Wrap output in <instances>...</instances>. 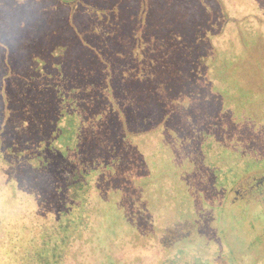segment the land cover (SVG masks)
Wrapping results in <instances>:
<instances>
[{"label": "trees", "instance_id": "16d2710c", "mask_svg": "<svg viewBox=\"0 0 264 264\" xmlns=\"http://www.w3.org/2000/svg\"><path fill=\"white\" fill-rule=\"evenodd\" d=\"M196 2L206 5L207 10L201 11L207 12L213 29L208 34L209 52L195 63L203 68L202 74L191 80L181 71L184 57H175L188 42L184 20L190 12L179 0H0V264H72L77 250L96 243L100 228L110 235L108 248L114 250L111 245L119 240L126 221L131 223L130 237L115 250L130 246L132 252L140 190L146 189L150 197V187L163 189L165 180L172 181L181 198L171 210L178 213L168 217L171 224L183 220L184 202L203 211V202L196 195L189 201L192 195L185 192L201 189L206 200L208 189L216 190L217 169L223 171V189L215 208L226 212L229 191L243 212L255 199L257 204L264 203V127L260 129L264 125V16L245 0L239 4ZM92 19L97 21L95 31L86 23ZM231 27L235 35L230 52L222 51L213 41ZM86 33L92 36L90 40L83 36ZM47 40L57 43L52 52ZM66 54L81 59L72 65L77 75L71 82L61 73L48 72L49 66L59 71L62 64L58 61ZM170 66L180 78L179 87L172 88L175 95L162 108L158 124L145 131L131 130L128 118L154 112L155 102H167L171 82L166 69ZM56 83L63 86L62 91ZM50 89L58 90L59 103L49 109L51 119L43 121L46 112L40 113V104L53 95ZM96 105L102 110H95ZM189 105L195 110L183 108ZM12 112L24 115L25 124L34 121L32 113H39L41 126L52 122L54 132L12 158V149L5 144ZM110 116L113 119L107 123ZM168 117L187 121L185 136L173 139L161 133ZM217 122L226 132L212 155L208 139ZM119 124L122 135L113 138L111 127L118 130ZM203 124L207 130L200 142L201 155L188 152L185 147L195 141V129ZM153 135L157 144L146 157L139 139ZM243 142L252 144L249 151ZM118 144L121 148L116 151ZM203 165L210 168L201 188L191 180ZM28 174L48 181L42 191L46 206L41 216L29 202L34 191L24 179ZM188 182L190 189L185 185ZM97 224L102 227L98 229ZM163 228L148 227L145 235L153 237ZM121 236L120 240L126 239Z\"/></svg>", "mask_w": 264, "mask_h": 264}, {"label": "rangeland", "instance_id": "374dc122", "mask_svg": "<svg viewBox=\"0 0 264 264\" xmlns=\"http://www.w3.org/2000/svg\"><path fill=\"white\" fill-rule=\"evenodd\" d=\"M154 3H160L163 0H152ZM181 4H185V11L188 13V17L185 18L184 23L186 26L185 35L188 36V42L182 47L181 53L175 55L179 57H184L183 62L186 63L181 71L183 74H187L191 80L197 78L198 75L202 74L203 68L196 65L197 59L200 56L205 55L209 52V40L208 34L213 29V26H209L208 19L206 14L207 12L201 10H207L206 5L199 6L196 2L197 0H179ZM233 3L239 4L241 0H230ZM248 7L254 5L255 8L259 7L261 13L264 16V0H245ZM162 5V4H159ZM153 6V4H152ZM163 6V5H162ZM154 7V6H153ZM257 10V9H256ZM122 11H125L124 2H122ZM258 11V10H257ZM259 14V13H258ZM257 14V15H258ZM186 15V14H185ZM260 16V14H259ZM253 22L256 24L258 20L256 19V15L252 14ZM96 22L92 19L91 22L88 23L89 29L95 31ZM233 28H226L222 37H217L214 39V44L221 49L222 51L230 52V41L232 37L235 35V32L232 30ZM85 38L90 40L92 37L90 34L86 33ZM212 38V37H211ZM48 46L47 49L52 52L54 50L53 45L57 43L52 40H47L46 43ZM70 47H76L77 45L70 44ZM180 52V51H179ZM81 59L79 57H74L71 54H66V57L60 59L58 63H61V68L59 71H54L51 66L48 67V72H56L61 73L63 78H68V82H71L75 79L76 75L72 65L79 62ZM168 67V66H167ZM165 67V69L167 68ZM180 71V68L177 67ZM200 69L198 72L197 70ZM166 70H170V85H171V94L165 103H154V112L151 110L149 113L140 112L133 116L131 120H129V128L133 131L140 132L145 131L150 128L155 123L158 124L161 119V115L163 113L162 108L168 106L170 102L171 95H175L172 92L173 89H177L179 87L177 78L173 75L174 68H168ZM30 73L33 75L32 71ZM156 86H159V80H154ZM188 83V82H187ZM191 83V82H189ZM56 87L62 91L63 86L60 83H56ZM53 95L48 96L47 90L43 95L48 96V99L45 102H41V112H46V116L42 118L43 121H47L50 118L49 109L54 106H57L58 96L57 89L53 90ZM43 91V92H44ZM215 101L212 100L211 103ZM14 103V102H13ZM19 104L24 105V101L19 99ZM19 104L15 103V105L19 108L21 107ZM39 105V104H38ZM98 111L102 110L101 105H96ZM185 108L186 111H194L192 106L189 105ZM2 107L0 106V110ZM182 111V110H180ZM113 113L112 111L109 114ZM34 114V121L31 123H24V115H18L16 112L11 113V117L6 123V133L5 138L8 137V142H5L7 147L12 149V158H17V154L19 152L24 151L35 145H37L41 139L48 138L51 132H54L53 123L50 122V125L42 124L41 126V117L38 116L39 113ZM172 114V113H171ZM167 115H170L167 113ZM51 119V118H50ZM113 119V116L108 117L107 123H110ZM187 121L184 122H175L173 117H168V119L164 122L163 129L161 133L163 135H167L169 138H177V136H185L186 130L184 125ZM219 124V122H217ZM95 124V123H94ZM193 124V122H190ZM42 127L39 132L38 127ZM196 126V123H195ZM198 126V124H197ZM221 125L219 124L214 129L213 137L209 138L208 141H211L212 151L211 154L214 155L217 151V145L219 141H221L223 132H226V129H221ZM264 125L261 126L262 129ZM191 130V129H190ZM198 130V131H196ZM207 130L206 124H203L199 129H195V133L193 135L194 140L190 142V146L185 147V149L190 152L193 151L201 155L200 152V142L202 143L204 139L203 132ZM113 132V133H112ZM122 135V128L120 129V124L118 130L112 126L111 127V136L116 138L117 136ZM156 136H152V138H142L139 139L141 142L140 150L144 155H147L153 151V147L157 144ZM173 138V139H174ZM245 143V142H243ZM251 143H245V151H249L251 148ZM115 148V147H114ZM121 148V145L118 144L116 151ZM204 150V148H203ZM123 157L127 156V152H124ZM205 168H200L199 172L194 173L193 179L191 183L196 185H201V188H204L203 182L205 174H207V170H209L210 166L203 165ZM17 168V167H16ZM215 171V170H214ZM223 171L217 169L215 172V183L217 177L216 190L211 192V188L208 189L205 194L206 200L202 199L201 189H194L188 187L190 182L185 183L188 189L191 188L190 191H186L185 194H191L192 197H188L189 201H193L192 198H199L201 203L203 202V206L205 208L203 211L196 209L195 204L192 202H184V207L182 209V219L178 221L176 219L174 223H169V218H174V215L178 212H172V208L177 206V200H180V196L178 197L175 190L174 185H172V181H162L165 187L162 189L159 185L150 187V192L152 196H148L145 191L140 190L141 197L139 204H137V211L134 212L135 217L133 219V224L137 231V239L135 242V248L131 252L130 246H125L123 250L117 251L115 248L117 247L119 242L121 245L128 241L130 237V229L128 226L130 221H126L124 223L123 231L119 232V240L112 243V247L114 250H110L108 245H110V235L104 231V228H100L99 232L96 235V239L94 240L96 243L85 245L80 250L75 252V262L72 261V264H114L118 261L119 264H194L198 262L199 264H264V203L263 200L261 204H257L255 199L253 203L248 207L246 211L243 212L241 205H238L239 201H234L236 199V195L233 191H229L226 196V201H224L226 212L224 209L215 208L220 204L219 194L223 187H221V174ZM33 174V173H32ZM37 178V180H35ZM28 174L24 176L27 182L30 183V187L33 189V193L31 197H29V202L33 204L34 209L39 212V216L42 215V211L45 209L46 204L42 203V191L45 189V185H48V181L46 178L37 177ZM195 180V182L193 181ZM174 183V182H173ZM227 183V182H226ZM208 188V187H207ZM174 191V192H173ZM162 193V196L161 194ZM175 193V194H174ZM160 194V195H159ZM34 195V196H33ZM163 195H166L165 201ZM47 200V199H44ZM204 200V201H203ZM207 200L209 202H207ZM210 203V204H209ZM209 205V206H206ZM212 205V206H211ZM214 205V206H213ZM164 208V210H162ZM33 209V210H34ZM34 210V211H35ZM35 211V212H36ZM169 217V218H168ZM98 217L97 219H99ZM157 223L159 226H157ZM164 227L160 229L157 235H153L150 233L148 236L145 235V232L148 231V227L150 229ZM102 227L100 224H97V228ZM152 227V228H151ZM121 234L125 235L124 240H120L122 237ZM147 236L148 239H145ZM209 239V240H208ZM109 241V242H108ZM213 247V249H212ZM226 252H222V251ZM126 259V260H125ZM116 260V261H114Z\"/></svg>", "mask_w": 264, "mask_h": 264}]
</instances>
